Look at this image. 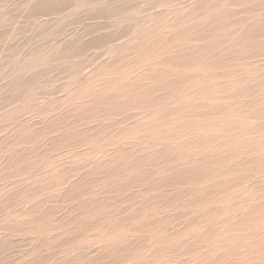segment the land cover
I'll use <instances>...</instances> for the list:
<instances>
[{
    "label": "rangeland",
    "instance_id": "374dc122",
    "mask_svg": "<svg viewBox=\"0 0 264 264\" xmlns=\"http://www.w3.org/2000/svg\"><path fill=\"white\" fill-rule=\"evenodd\" d=\"M214 1L223 7L225 15L224 29L215 31L214 36L241 32L254 21L251 11L256 10V1ZM212 4L213 0H0V200H9L7 206L0 209V264L35 263L40 258L42 262L52 260L50 263L46 261L47 264H54L59 258L57 262L62 264L71 256L78 258L82 253H88V256L78 260V264H90L92 259L89 256L93 251L100 252L106 245L119 242L136 245L134 251L119 253L126 256L120 264H208L221 254L215 252L226 251L224 248L232 239L222 242V249H212V254L207 253L204 257L202 253L207 249H203L202 253L195 255L200 258L199 262L194 263L190 262L189 255L184 254L183 248L176 247L195 242L200 232L203 235L213 230L222 231L221 228H227L222 221L225 223L230 215L219 209L220 202L206 206L196 203L193 198L212 191L215 182L209 180L186 186L173 183L178 172L193 167L207 156V153L193 152V145L179 150L168 164L142 161L140 169L133 171L129 169L131 165L122 166L119 178L131 172L141 183L139 187H135L133 181L123 184L122 180L113 179L106 183V188L110 191L112 185L117 192L107 195V190L99 187L104 184L101 172H96L88 177L92 179L89 183H84V193L74 199L67 196L68 183L78 182L80 174L92 173L93 161L108 162L107 175L113 171V163L102 157L104 153L100 150L103 147L121 149L136 163L140 156L153 159L160 150L176 148L177 143L182 142L176 140L180 128L167 129L159 136L151 131L134 130L132 126L150 122V114L165 109H177L182 114L198 106L200 100L187 101L182 96L188 86L198 90L202 86L198 80L179 82L175 85L178 94L151 108L149 115L146 113L142 117V114L138 116L142 118L134 119L129 125L111 128L99 135L93 131L96 123L74 121L78 108L75 110L76 103L71 99L80 97L92 101L99 85L105 84L101 75L106 64H114L117 76L130 75L133 79L142 74L138 73L139 70L144 72L151 68L152 61L143 60L140 51L135 55H129V51L112 57L105 55L136 39L142 46L147 37L152 39L166 33L174 37L178 26L200 24L202 15L208 14L207 7ZM40 5H45L43 11H31ZM256 14L262 18L264 10ZM145 26H153L154 32L145 36L140 32ZM202 27L207 29L208 24ZM203 43L202 46L209 44L207 40ZM222 53L214 51L210 64L213 65ZM258 54L264 55L261 50ZM148 56L152 57L151 51ZM245 62L249 63L232 62L229 67L219 69V74L227 73L222 80L227 86L234 75L249 80L246 85L251 96L239 95L234 101H224L240 106L245 115L256 116L261 112V118L255 120L261 124L264 123V56ZM201 64L205 67L203 61ZM209 73L212 72H202L201 77L210 80V89L215 85L222 86ZM235 91L233 88L232 94ZM86 110L81 105L78 116ZM68 111L71 115L66 117ZM181 114L172 115L170 119L175 120ZM206 116L207 119L217 117ZM57 118L62 125L48 130L47 126L56 123ZM109 121L110 124L106 125L111 126L113 120ZM34 124H37L35 128ZM218 124L220 126L209 135L221 128L231 129L225 119H218ZM123 130H127L125 135L116 138L115 135ZM72 131H75L74 135L59 140L66 132ZM127 135L130 139L122 145ZM167 135L173 137L163 141L162 145L161 139ZM140 137L147 142H137ZM196 137L200 138V133H196ZM253 139V136L245 135L239 141L253 146ZM11 142L15 147H11ZM11 156L16 161L8 164ZM236 161L232 158L226 164H235ZM25 165L31 166L26 171H36L26 173L22 170ZM141 171H148L152 178L142 179ZM240 175L249 180L246 183L249 192L240 197L248 198V205L264 204L262 173L249 167L240 169ZM119 186H122L120 191ZM104 198L109 201L99 207L92 206L93 201ZM229 212L232 213L230 209ZM206 246L213 245L202 242V247ZM202 259L206 260L202 263ZM68 264L74 263L69 260Z\"/></svg>",
    "mask_w": 264,
    "mask_h": 264
},
{
    "label": "bare ground",
    "instance_id": "6f19581e",
    "mask_svg": "<svg viewBox=\"0 0 264 264\" xmlns=\"http://www.w3.org/2000/svg\"><path fill=\"white\" fill-rule=\"evenodd\" d=\"M254 1H256L257 6L255 11H251V19H254V21L241 32H232V34L230 33L227 36H214L215 31H219L220 29L222 31V29H224L225 23L223 17L225 15L222 10L223 7L213 0L214 4L210 5V8L207 7L208 14L202 15V22L196 25L198 27L182 24L176 29L174 37L169 33L152 39L147 37L143 40L142 46L140 41L136 39L135 41L121 44L117 46L116 49L107 52L105 56L112 57L115 54L122 55L125 51H129V55L132 53L135 55L140 51V57L143 60L145 58L150 59L152 61V67L145 69L144 72L142 71L143 69L139 70L138 73L142 74H138V76L133 79L130 75L117 76L114 64H106L103 66V74L101 75L103 83L105 84L103 86L99 85L100 88L98 92L94 93L95 98L90 102L84 101L80 97L71 99V102L76 103L75 110L78 108L74 121H92L96 123L95 126L97 127L93 129V131L95 130V135H99L108 129L117 128L124 124L129 125L134 119H140L146 113L149 115V110L151 108L159 106L178 94L175 90V85L182 81L198 80V83L202 86H200L198 90L193 89L191 86L189 88L188 86L182 96L187 101H200L197 103L198 106H194L182 114L177 109H165L150 114L149 118H152L150 122L141 125L136 124L132 126L133 128L131 127L134 130L151 131L152 134L159 136L167 129L172 130L174 128H180L181 133L176 140H182V142L177 143L178 146L176 148H164L160 150L153 159L140 156V159L135 163L132 161L129 154L123 152V150L103 147L100 150L104 153L102 157L113 163V171L107 175L105 171L108 167V162L100 164L97 161H93L90 168L92 173H88L84 176L80 174L77 176L78 178L81 177L79 179L80 181H71L68 183V185H70V187L68 186V197L74 199L84 193V183H89L92 179L88 177L96 172H101V178L104 179V184L99 186L101 189L107 190L106 183L111 182L113 179L122 180L123 184L132 183L133 181V184L136 185L135 187H139L141 183L136 181L135 175L131 172L119 178L122 166L131 165L129 169L133 171L134 169H140L142 161L147 163L156 162L168 164L179 150H183L186 146L193 145L194 147L190 146L193 152L196 154L207 153V156L202 158V161L198 162L193 167L178 172V177L173 183L176 182L178 185L186 186L188 184L197 185L209 180L215 182V188L212 191L204 195H196L193 198L196 203L206 206L214 202H220L221 207L219 209L230 215L226 218L228 220H225V223L222 221L227 227L225 228L226 230L221 228L223 230L220 232L213 230L205 232L203 235L202 232H200L196 235L199 238L195 242L179 244L176 247L183 248L184 254L190 256V262L195 263L199 262L197 260L200 259L195 255L202 253L203 249H207V252L202 253V257L207 253H211L212 249H222V247H220L222 242L224 243L227 242L228 239H232V242L225 246L224 249H226V251L224 252L222 250L220 252H215L216 255L221 254L217 255L212 259V262L208 264H264V204L261 206L248 205L249 199L240 197L249 192L246 185L249 180L248 177L239 176L240 169L247 170L249 167H253L262 173L260 177H264V123L257 124L255 122V120L260 119L263 114L258 112L256 116L245 115V110L241 109L240 106H234L235 103L224 101L225 99L234 101L239 98V95L251 96L249 95L250 90L246 85L249 80L244 77L235 78L234 75L230 77L227 86L225 81L222 82V80H225L227 73L223 71L225 74L223 72L219 74V69L222 67H229V64L232 62H244L248 64L249 62L246 63L245 61L264 56L258 54L260 50L264 53V34L260 35V32H264V14L261 15L262 18L256 14L258 11L264 10V0ZM257 1H259V3H257ZM44 8L45 5H40L34 7L31 11H43ZM254 12L256 13L254 14ZM205 23L208 24L207 29L202 27V25L205 26ZM243 23L241 22V24ZM153 29V26H145L140 32L145 36H149L150 33L154 32ZM256 39L260 41L256 42ZM205 40H207L209 44L202 46ZM217 50L223 52L222 56L211 65L210 59L213 52ZM150 51L152 57L148 56V52ZM209 53L210 55L207 56ZM202 61L205 67H202ZM246 68H248V66H246ZM205 71L212 72L209 73V76L217 78L219 80L218 83L221 84L223 88L222 86L215 85L210 89V80L201 77L202 72ZM88 75L89 73H87V76ZM144 83H147V86H145ZM233 88H236V91L232 94ZM215 89H217V91ZM202 92H204L203 101ZM262 99L264 100V93ZM208 104H211V106ZM81 105L86 107L87 110L82 116H78ZM180 114L181 116L175 119L176 121L170 119V116ZM70 115L71 111H68L66 117ZM140 115H142V117H138ZM206 115H214L217 117L207 119ZM218 119H225V122L231 125V129L227 130L221 128L217 133L209 135V132H214L213 129H217L220 126L218 124ZM109 120H113L111 126L106 125L107 123L110 124L111 121ZM55 121L56 123L47 126L48 130H53L62 125L60 118H57ZM36 125L37 124H34L33 127L35 128ZM126 131L127 130L121 131L119 134L115 135V137L124 136ZM74 133L75 131L66 132L59 140H63L66 137L69 138L74 135ZM196 133H200V138L196 137ZM245 135L254 137L253 146H249V143H245L246 145H244L243 142L239 141ZM261 135L262 139H260ZM171 137L173 136H164V138L161 139V144L164 145L163 141ZM129 139L128 135L125 136L122 145H126ZM140 141L146 140L140 137L137 139V142ZM10 145L11 147H15L14 142H11ZM232 158H236V163L226 164ZM15 161V157L11 156V161L8 162V164H13ZM226 166L230 168H226ZM30 167L29 165H25L22 170L26 171ZM219 167L222 168L214 173L215 169ZM177 170H175V172ZM35 171V169H31L26 171V173L31 174ZM141 177L144 180H149L152 178V175H149L148 171H141ZM64 184L67 185L66 182H64ZM109 189L110 191L107 190V195L117 192L112 185ZM117 189L120 191L122 186H119ZM128 189L131 188L128 186ZM108 201L109 200L106 198H104V200L97 199L93 201L92 206L99 207ZM8 203L9 200H0V209L6 207ZM37 204L39 203L35 205ZM229 209L232 213L229 212ZM233 213L234 215L232 217L231 215ZM239 213L242 214L239 215ZM214 228H218V226ZM230 232L231 234H229ZM240 240L241 242H245L239 243ZM202 242H210L213 246L202 247ZM135 248L136 245L130 243L122 245V243L119 242L111 246L106 245L105 248H101L102 250H100V252H96V250L92 252V255L89 256L92 259L90 264L123 263L126 256L119 255V253H128L129 251H134ZM98 249H100V247H98ZM101 251L104 252V254H101ZM156 253H158V251ZM86 256H88V253L79 254L78 258L71 256L67 260V263H63L68 264L70 260L74 264H78V260ZM58 259L54 261V264L60 263L57 262ZM107 259L109 260L107 261ZM204 260L206 259H202V263ZM46 261L50 263L52 260H43L42 262V258H40L35 263L32 262L28 264H47ZM141 264H144V262Z\"/></svg>",
    "mask_w": 264,
    "mask_h": 264
}]
</instances>
